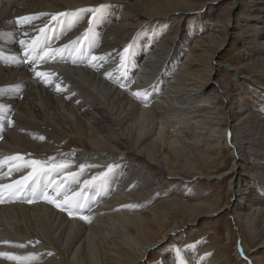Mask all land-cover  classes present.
I'll return each mask as SVG.
<instances>
[{
	"label": "bare ground",
	"instance_id": "1",
	"mask_svg": "<svg viewBox=\"0 0 264 264\" xmlns=\"http://www.w3.org/2000/svg\"><path fill=\"white\" fill-rule=\"evenodd\" d=\"M197 1L0 0V46L11 39L13 51L0 54V63L19 69L0 68V159L21 155L48 164L68 162L63 173L39 179V187L47 185L53 192L68 172L77 173L66 191L83 192L79 211L88 217L86 222L79 215L69 216L42 199L26 203L17 196L4 201L0 253L20 260L0 257V264H137L168 234L182 228L183 219L194 221L226 209L234 212L243 241L237 246L238 259L244 262L247 250L255 264H264L259 258L264 257V0H229L225 13L217 9L224 0H204L195 11ZM101 6L102 14L91 23L90 13L78 12ZM61 12L75 13L79 19L73 22L71 15L58 17L59 22L51 19ZM192 12L199 23L192 33L182 24L168 29L174 15ZM22 17L38 18L17 23ZM211 17L214 25L205 28L203 20ZM159 28L155 41L147 38L131 45L136 34L148 35L154 29L157 34ZM200 34L204 35L197 38ZM91 45L97 49H89ZM225 45L237 52L234 64L218 61ZM92 56L97 59L92 61ZM122 56L127 58L124 63ZM36 72L46 76L37 77ZM222 72L234 77L230 86L221 83L229 89L213 80ZM14 83L24 89L22 100L9 94ZM136 91L146 92L147 99L134 97ZM238 94L253 97L261 110L246 98L237 99ZM3 104L17 108L13 117ZM124 151L142 163L115 165ZM223 152L230 157L226 160L232 159L228 168ZM109 165L120 176L116 181L109 180L110 172L104 183L85 188L84 181L107 173ZM148 165L166 177L185 172L194 180L226 181V198L231 201L223 202V190L195 204L171 197L185 190L179 183L156 194L157 178L150 169L151 174L145 171ZM30 172L6 162L0 167V184ZM157 197L161 202L155 203ZM40 203L42 207L35 206ZM7 204L18 207L6 208ZM241 229L250 242H245ZM178 254L182 259L179 251H170L158 264H176ZM198 263L206 264L204 257Z\"/></svg>",
	"mask_w": 264,
	"mask_h": 264
},
{
	"label": "rangeland",
	"instance_id": "2",
	"mask_svg": "<svg viewBox=\"0 0 264 264\" xmlns=\"http://www.w3.org/2000/svg\"><path fill=\"white\" fill-rule=\"evenodd\" d=\"M203 1L204 0H198L196 3L195 2L194 3L197 6V4H200ZM229 5H230L229 0L222 1L221 5H219L217 7L218 12L219 13H222V12L225 13L228 10ZM197 10H199L198 6L196 7L195 11H197ZM194 14L195 13H193V12L188 13L184 17H180L179 15H174V18L171 21V23L169 24L168 29L169 30H175L179 25L181 26V24H182L184 30H186L187 33H189V32L192 33L194 28H195L196 23H197V26H199V23L196 22L194 19ZM202 25L205 28H208L209 26H210L209 28H212V26L214 25V17L206 18L205 20H203ZM155 29H156V27H155ZM155 29H154V32H152L148 35L146 33L136 34V35H138V39L134 40L131 43V45L135 46V44H139L141 41L147 40V38L150 41H155L157 39V35L160 34V32H161L160 31L161 28H159V32L157 31V34L155 33ZM20 32H21V27L18 26L17 33H20ZM88 32H90V31H88ZM143 32H145V31H143ZM203 35L204 34H200L197 36V38H200ZM89 42L91 43V41H89ZM184 43L185 42H183L181 44L182 48H184ZM142 47H145V45ZM232 47H234V46H232ZM88 48L89 49L92 48L94 50L97 49L93 45H91V47H88ZM142 57L143 56H140L138 59L140 62L143 59ZM236 60H237V52L233 51V49L230 47V45H225V47L221 51V56H219L218 61L223 65H228V64H234V62ZM232 78H234V77H232L231 74H229L227 72H222L218 75H215L213 80L214 81L216 80L218 83H220V85L223 81L224 84L226 83V84H228V86H230L232 84L231 83ZM221 88L224 90L229 89L228 87H224L222 85H221ZM222 92H223V90H222ZM238 96H240V97H238ZM244 96H242L243 97L242 98L241 94H238L236 98L237 99L241 98L242 101L244 100V98H246L248 103H250L251 105L253 104L252 106H254V109H257V110L260 109L261 110V106L259 105V103H257L253 99V97H249L247 95L245 97ZM237 101H239V100H237ZM75 150H77V149H75ZM125 152L126 151H124V153L123 152L118 153V157H117V161L115 162V165H119L121 163L130 161V160L131 161H137V160H133V157L130 153H128V152L125 153ZM222 154H223L222 156H224L222 161L223 162L225 161V163L227 164L226 168L230 167L232 159H228L229 160L228 161V160H226L227 158H230L228 153L223 152ZM137 162L139 164L142 163L140 161H137ZM149 169L153 175L155 173H157L149 165L145 168V171L149 172L148 171ZM100 170L101 169H98L97 173L100 172ZM88 171H87L88 174L92 173V170H88ZM125 171L126 170H124L123 172L125 173ZM143 171H144V169H143ZM143 171H142V173H143ZM145 171H144V173H145ZM127 172H128V170L126 171V173ZM184 173H180L181 176H177V177H166L161 173H158L159 176L157 174H155L154 177H155V179L156 178L157 179L155 180L156 183L154 182V187H156V188L158 187L157 188L158 191L156 192V194H158L159 192H161L163 190L164 191H167L168 189L171 190L175 184L177 185L179 183L178 185H184V188L186 191L182 190L181 192H179V191L175 192L174 194L171 195V197L175 196V197H177L183 201H188L191 204H195L197 202H200V200L205 198V196L207 197L206 199H209L210 198L209 196L215 194L218 191L221 192L223 190L222 195L226 194V196H224V198H223V202L225 200H226V202L231 201L230 197L226 198L227 195L229 194L226 181L217 182L216 184L212 181H209V183H208V182H205L204 179L194 180L193 178H188L189 176H186ZM43 177L44 176L39 177V179H41ZM117 177L119 178L120 176L118 173H116L114 171L109 174V180H111V181H116L118 179ZM121 179H123V178H121ZM14 180L17 181V179H14ZM138 181H137V184L135 187H139L138 183H140V181L139 182ZM165 182H166V184H165ZM180 182H183L184 184H180ZM10 183H12V182H10ZM10 183H7V184H10ZM221 187H222V189H221ZM130 188H132V187H130ZM145 191L146 190H144L143 192L145 193ZM6 192H7V196L4 199V201H9V202L13 201L14 197L9 198L8 190H6ZM200 192H201V194H200ZM207 192H208V194H207ZM164 193H166V192H164ZM205 194H207V195H205ZM165 197H167V194H165ZM171 197L169 196L167 198H171ZM157 202H161L158 197L156 198L155 203H157ZM15 203L20 204V202L18 200L15 201ZM35 206L36 207H42L41 203L36 204ZM98 212L99 211L97 210V213ZM46 213H48V212L47 211L45 213L43 212V214H45V215H46ZM233 213L234 212L231 209H226V210H224V212L222 211L220 213H216L215 215H213L211 217H202V218H198L194 221H193V218H188L186 220L183 219V222L185 224L182 228L177 229V231H175V233L172 232V233L168 234V237H166L165 239L162 240L163 241L162 244L155 245L150 251H148L144 255V257L141 261L139 260V262H137V264H158L163 260V258L167 254H170V251H177V250L181 253V256H182L181 257L182 259H180V260H182V262L185 261L187 264H196V263L199 264L198 260H199V258H202V257H204V261L206 264H213L216 262L219 264H246L245 261H247V264H250V262L252 264H255L256 263L254 260L255 257H253L252 254L247 250H245L244 253L247 256L246 259H248V260L245 259L244 262L240 261L236 255V250L238 248L237 246L243 245V243H242L243 241L240 240V235H238L239 233L237 232V226L234 225L233 216L235 214H233ZM186 223H188V224H186ZM110 224L115 227L114 223H110ZM241 230H242L241 234L243 235V239L245 240V242H247V243L250 242L251 239H249L248 233L245 232L243 229H241ZM228 232L231 234H229ZM56 234H58V233L56 232ZM187 245H189V246H187ZM192 245H193L192 249H188V250L186 249L187 247H190ZM31 246H32V244H31ZM64 248L65 247L62 246V249H64ZM261 252L264 255V250H262ZM169 257H170V255H169ZM93 258L98 259V257H93ZM117 258H118V256H117ZM259 258H261V260H264V257H259ZM220 260H221V262H220Z\"/></svg>",
	"mask_w": 264,
	"mask_h": 264
},
{
	"label": "snow or ice",
	"instance_id": "3",
	"mask_svg": "<svg viewBox=\"0 0 264 264\" xmlns=\"http://www.w3.org/2000/svg\"><path fill=\"white\" fill-rule=\"evenodd\" d=\"M105 6H101L100 8L96 9H80L78 12H88L90 13V18L89 22L91 23L93 20L98 19L99 15L102 14L103 8ZM39 15H45L44 13H41ZM71 15L73 22L77 19H79V16L75 13L69 14V13H58L57 15H52L51 19L53 21H57L58 17H68ZM38 18V17H22L19 18L17 23H25V22H31L32 19ZM47 27V26H45ZM41 32L45 31V28L40 29ZM21 45H24V41H20ZM38 47V46H37ZM33 51L36 50L34 47L32 49ZM63 51V50H59ZM125 53L129 52V48L123 49ZM28 54L27 49L25 50V55ZM48 53L45 52V56H47ZM97 59L96 56H92L91 60L95 61ZM126 57L122 56L121 57V62L124 63L126 62ZM37 77H44L46 76L45 73L41 72H36ZM45 83L47 81L45 80ZM60 85L56 86V90L59 92L60 91ZM132 95L136 97L137 99H147V93H141L140 91L133 92ZM12 122L9 121V124ZM230 135V133H229ZM41 140H43V137H40ZM53 159V158H49ZM6 162H9L10 164H14L16 169L19 170L21 168L27 167L31 169V172L22 177L20 180H17L13 183L10 184H0V203L4 202V193L5 190H8V196L9 198L11 197H17V196H23L24 197V202L26 203H34L36 202L37 199H42L45 202L52 204L54 207H56L58 210L62 212H67L69 216H74V215H79V218L82 220H85L86 222L88 221V217L80 213V209L83 208V204L81 203V199L83 197V192H77L73 193L71 195L67 194L66 187L68 186V181H76L78 174L77 173H72L68 172L65 176V181L63 183L56 184L55 180H50L51 183L56 184V188L53 189V192H49L47 190V185H45L44 188L39 187V177L42 176H47L51 178L53 173H63L66 169L70 167V164L66 161H61L59 163H52L48 164L47 162H41L39 160H24L23 156L21 155H14V156H9L5 157L3 159H0V167H2ZM81 171L84 169V165H81ZM113 166L109 165L108 166V172L101 174V176L97 177L94 176L91 178V180H86L84 181V186L85 188L89 185H97L104 183V177L107 176L108 173L112 172ZM11 170V168H10ZM30 185L32 187L30 188ZM61 189H65V191L62 193ZM62 196V199H61ZM19 247H23V245H17ZM178 252V250H177ZM0 257H6L9 260H14L19 262L20 258L16 256H12L7 253H0ZM176 264H183V262L179 259V254L177 258Z\"/></svg>",
	"mask_w": 264,
	"mask_h": 264
},
{
	"label": "flooded vegetation",
	"instance_id": "4",
	"mask_svg": "<svg viewBox=\"0 0 264 264\" xmlns=\"http://www.w3.org/2000/svg\"><path fill=\"white\" fill-rule=\"evenodd\" d=\"M10 43H11V39H9V45H7V46H0V54H3L4 56H7L8 54H13V51L11 50V47H10ZM0 68L5 69V70L19 71L18 68H7V66L6 65H3L2 63H0ZM9 94L13 98H17V99L22 100L23 99V96H24V89L21 88V87H18L17 84L14 83V88H12L10 90ZM4 106L10 111V113H11V115L13 117L15 111H17V108L15 107V109H13L11 106H8V105H4ZM21 171L28 172V171H31V169L30 168H27V167H24V168H21ZM0 204H3V203H0ZM7 205H9V206H6V208L7 207H10V206L18 207L16 205H12V204H7Z\"/></svg>",
	"mask_w": 264,
	"mask_h": 264
}]
</instances>
